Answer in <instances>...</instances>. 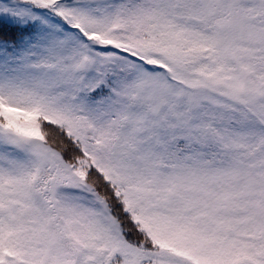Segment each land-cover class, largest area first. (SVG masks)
Instances as JSON below:
<instances>
[{
    "label": "snow or ice",
    "instance_id": "snow-or-ice-1",
    "mask_svg": "<svg viewBox=\"0 0 264 264\" xmlns=\"http://www.w3.org/2000/svg\"><path fill=\"white\" fill-rule=\"evenodd\" d=\"M0 264H264V0H0Z\"/></svg>",
    "mask_w": 264,
    "mask_h": 264
}]
</instances>
